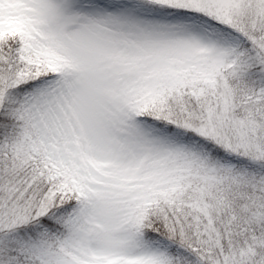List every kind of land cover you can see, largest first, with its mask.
<instances>
[{"label":"snow or ice","instance_id":"obj_1","mask_svg":"<svg viewBox=\"0 0 264 264\" xmlns=\"http://www.w3.org/2000/svg\"><path fill=\"white\" fill-rule=\"evenodd\" d=\"M0 264H264V0H0Z\"/></svg>","mask_w":264,"mask_h":264}]
</instances>
